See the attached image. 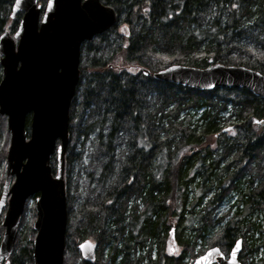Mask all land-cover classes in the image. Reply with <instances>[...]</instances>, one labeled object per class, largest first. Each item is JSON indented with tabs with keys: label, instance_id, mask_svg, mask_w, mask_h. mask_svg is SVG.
Listing matches in <instances>:
<instances>
[{
	"label": "trees",
	"instance_id": "trees-1",
	"mask_svg": "<svg viewBox=\"0 0 264 264\" xmlns=\"http://www.w3.org/2000/svg\"><path fill=\"white\" fill-rule=\"evenodd\" d=\"M14 1L0 0V35L19 23L21 13L11 18ZM101 1L114 7L118 22L82 45L68 147L84 124L100 160L93 181L98 193L76 210L80 225L67 233L64 264H186L222 238L227 250L243 239V251L253 253L251 261L243 256V264H264V251L256 259L264 246V99L247 89L199 90L160 81L141 70L222 63L264 74V0ZM103 44L110 49L107 58ZM242 49L249 58L236 60L233 54ZM228 105L232 112L224 116ZM193 109L202 110L196 122L189 116ZM9 143L7 117L0 115V195ZM235 194L236 205L220 213ZM29 203L12 264H34L36 212ZM186 230L191 239L183 238ZM169 236L183 248L179 256L167 249ZM68 239L75 247L94 240L96 259L72 252Z\"/></svg>",
	"mask_w": 264,
	"mask_h": 264
},
{
	"label": "water",
	"instance_id": "water-1",
	"mask_svg": "<svg viewBox=\"0 0 264 264\" xmlns=\"http://www.w3.org/2000/svg\"><path fill=\"white\" fill-rule=\"evenodd\" d=\"M38 1L15 0L12 17L19 11L23 14L18 28L14 34L5 30L0 35V115L7 116L11 133L0 197V214L6 206L0 264H12L10 256L25 205L34 196L37 217L33 224V262L64 264L66 153L70 108L80 80L81 47L118 20L116 10L101 0H51V6L47 0L44 7ZM141 70L160 81L199 90L247 89L264 99V74L243 65L213 63L198 68L171 64L154 72L145 67ZM55 151L54 174L50 158ZM236 242L228 255L215 245L187 264H242L243 239ZM78 249L86 261L96 259L97 244L92 240L81 241Z\"/></svg>",
	"mask_w": 264,
	"mask_h": 264
},
{
	"label": "rangeland",
	"instance_id": "rangeland-1",
	"mask_svg": "<svg viewBox=\"0 0 264 264\" xmlns=\"http://www.w3.org/2000/svg\"><path fill=\"white\" fill-rule=\"evenodd\" d=\"M39 2L42 4V6H45L47 0H39ZM97 38V37H95ZM94 38V39H95ZM111 39H114L113 42L115 43L118 39L116 37V35L111 34ZM95 43L98 45L99 42L96 40ZM102 55L107 58L110 54V49L107 46H104V44L102 46H99ZM245 53V51L242 50H237L234 54L233 57L237 60V59H244V58H249V56L245 57L243 54ZM82 62H84V55L82 57ZM2 74V67L0 65V76ZM242 93H234L233 97L236 96H241ZM232 112V107L231 105H228L227 110L223 111L221 114L224 116H228L230 113ZM202 110H197V109H193L190 111V118L192 119L193 122H196L199 120L200 116H201ZM83 128H84V124H82V126L80 127V129L78 130L77 135H75V137L72 139L71 142V151H68L66 154L69 156V162H70V171H69V177L67 178L68 181V190H67V208H68V203L71 207V212L72 215L71 217L68 219V226H67V233H69L70 231H72L75 227L79 226V218L76 217V210L78 209V207H80V205L82 203H84L85 201L88 200H93L94 198H96L97 193H98V188L96 187V185H94V180L96 179V177L99 175V171H100V167H99V158L97 156V149L94 146L93 143V137H90L89 139L85 138V135L83 134ZM232 132H236L234 130V128H232L231 130ZM59 143V141L57 142ZM123 145H124V139H123V143L120 140L119 144L117 146L118 152L121 153L123 150ZM56 158H57V153L55 152L50 159V163L52 166L53 171L56 169ZM71 158V161H70ZM67 162V159H66ZM5 170H6V162H5ZM29 206L31 207L32 204L34 203V197H32L29 201ZM237 202V195L235 194L231 199H225L224 202L222 203L221 207H220V213H224L227 210H229L231 208V206L236 205ZM236 209V207L234 208ZM70 215V214H69ZM30 218V217H29ZM188 230V229H187ZM185 231L183 238L184 239H191L190 237L191 234L189 235L187 232ZM195 233V231H194ZM172 235V234H171ZM258 234L255 236L257 237ZM92 240V239H90ZM94 242V240H92ZM260 242V241H258ZM96 243V242H94ZM68 244H69V248L71 249L72 252L75 251H79L78 249V245L75 247L73 240L72 239H68ZM97 244V243H96ZM262 244V242H261ZM219 247L227 253V249H226V240H224L223 238L220 239L219 243H218ZM171 248H173V254H175V256H179L180 254L183 253V248L181 247L180 244H178L174 239H172L170 236L167 239V249L170 250ZM66 249H67V236H66ZM65 249V250H66ZM155 251V250H153ZM152 251V252H153ZM264 251V246L261 247V250L258 252L259 255L256 257V259H259L260 257H262ZM80 252V251H79ZM105 252L108 253V248L105 249ZM143 254L144 252H139V254ZM247 254L246 258L248 261H251V256L253 255L252 252L248 251H242L241 254V259L243 258V256ZM122 256V254H120V256L118 258H120ZM185 262H187L189 260V255L186 254L185 256ZM253 264V263H252Z\"/></svg>",
	"mask_w": 264,
	"mask_h": 264
},
{
	"label": "snow or ice",
	"instance_id": "snow-or-ice-1",
	"mask_svg": "<svg viewBox=\"0 0 264 264\" xmlns=\"http://www.w3.org/2000/svg\"><path fill=\"white\" fill-rule=\"evenodd\" d=\"M17 2H19V0H17ZM49 5L51 6V0H49ZM239 244H240V242L237 241V242H236L237 247L239 246ZM234 252H235V250H234ZM233 254H234V253H233Z\"/></svg>",
	"mask_w": 264,
	"mask_h": 264
},
{
	"label": "flooded vegetation",
	"instance_id": "flooded-vegetation-1",
	"mask_svg": "<svg viewBox=\"0 0 264 264\" xmlns=\"http://www.w3.org/2000/svg\"><path fill=\"white\" fill-rule=\"evenodd\" d=\"M12 7H13V6H12ZM13 18H15V17H13ZM232 246H233V245H231V246L229 247V250L232 248ZM227 251H228V250H227ZM242 259H243V258H242ZM242 259H241V260H242Z\"/></svg>",
	"mask_w": 264,
	"mask_h": 264
}]
</instances>
